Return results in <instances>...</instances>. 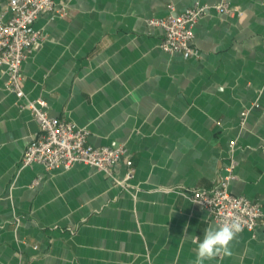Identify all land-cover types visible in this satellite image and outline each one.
Instances as JSON below:
<instances>
[{
	"label": "crops",
	"instance_id": "1",
	"mask_svg": "<svg viewBox=\"0 0 264 264\" xmlns=\"http://www.w3.org/2000/svg\"><path fill=\"white\" fill-rule=\"evenodd\" d=\"M197 1L217 0H54L37 17L24 99L0 68V264H193L217 224L186 194L212 189L233 159L229 191L264 213V0H229L241 16L207 11L193 27L198 57L163 51V31L147 19ZM37 98L87 128L92 145L125 147L135 168L128 190L84 163L21 167L38 130L24 101ZM125 173L123 161L113 167ZM231 250L204 264H264V224Z\"/></svg>",
	"mask_w": 264,
	"mask_h": 264
},
{
	"label": "built area",
	"instance_id": "2",
	"mask_svg": "<svg viewBox=\"0 0 264 264\" xmlns=\"http://www.w3.org/2000/svg\"><path fill=\"white\" fill-rule=\"evenodd\" d=\"M168 8L167 15L149 17L147 24L162 29L163 37L159 47L163 51L180 53L185 58L198 57V50L193 45V27L207 11L241 16L239 8L231 5L229 0H217L211 4L197 1L177 14L173 13V5L169 4ZM53 9L54 0H8L5 11L9 17L3 19L0 15V68H4L6 74L5 88L18 98H25L22 64L41 38L33 24L40 14ZM59 12L65 13L63 9ZM24 105L30 110L38 130L22 153L21 167L36 163L51 171L69 169L75 163H84L101 170L115 184L128 190L127 180L134 176L135 168L122 144L112 141L106 145H92L88 141L87 128L49 115L47 102L43 98L25 99ZM248 113L249 109L241 111V124ZM234 145L235 140H232L230 146ZM120 161L126 165L122 179L113 174V167ZM235 165L233 159L227 167V175L218 180L212 189H195L186 196L205 210L217 225L239 219L243 230L253 231L260 223L264 224V213L260 202L229 191L228 185ZM38 181L39 177L32 184Z\"/></svg>",
	"mask_w": 264,
	"mask_h": 264
},
{
	"label": "clouds",
	"instance_id": "3",
	"mask_svg": "<svg viewBox=\"0 0 264 264\" xmlns=\"http://www.w3.org/2000/svg\"><path fill=\"white\" fill-rule=\"evenodd\" d=\"M159 191L170 192L172 188L171 186H160ZM242 231L243 224L239 219H232L229 222L206 228L203 239L197 245L193 264H204L206 260L232 256L231 244Z\"/></svg>",
	"mask_w": 264,
	"mask_h": 264
}]
</instances>
